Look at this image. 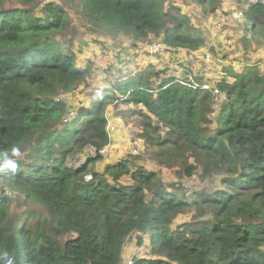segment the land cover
Listing matches in <instances>:
<instances>
[{
	"label": "trees",
	"instance_id": "16d2710c",
	"mask_svg": "<svg viewBox=\"0 0 264 264\" xmlns=\"http://www.w3.org/2000/svg\"><path fill=\"white\" fill-rule=\"evenodd\" d=\"M11 1L17 5L7 7ZM34 1L0 0V166L15 165L0 171V264H264V65L249 62L257 49L251 41L264 49V5L244 11L255 36L246 39L243 67L221 55L228 65L213 87L202 75L189 79L188 64L183 83L180 74L153 67L140 74L137 57L120 51L113 63L119 77L95 88L67 119L61 95L85 83L91 69L60 38L68 22L63 8L47 2L35 13L27 8ZM167 1L81 0V7L89 21L114 32L130 31L136 40L160 36L162 50L152 53L148 45L151 55L200 49L203 31ZM118 100L129 106L126 120L139 117V136L159 164L196 159L204 171L221 173L222 187L189 198L181 185L142 165L130 170L126 160L94 170L109 142L106 107ZM86 147L94 155L71 163ZM127 175L131 182L122 183ZM7 188L41 209L11 213ZM205 209L208 218L173 222ZM133 232L152 244L147 257L124 262ZM136 242L142 244L140 235Z\"/></svg>",
	"mask_w": 264,
	"mask_h": 264
},
{
	"label": "rangeland",
	"instance_id": "374dc122",
	"mask_svg": "<svg viewBox=\"0 0 264 264\" xmlns=\"http://www.w3.org/2000/svg\"><path fill=\"white\" fill-rule=\"evenodd\" d=\"M246 1L212 0L207 1L205 5H201L196 0H168L166 2L168 9L174 12L176 7H180L181 11L188 15L189 24L203 31L205 43L196 51L185 48H171L164 49L160 55H151L147 52L148 45L152 47L160 42V36L148 35L145 39L136 40L130 31L114 32L110 28L91 22L84 15L81 0H36L27 8H33L35 13H41L42 6L47 2H53L61 6L67 15L68 22L60 38L68 40L67 45L73 46L76 50V59L91 69V75L85 83L71 93L61 95V99L67 104L65 117L68 119L72 115L74 107L81 104L87 105L91 101L95 88L109 87L112 80L119 77L120 74L114 71L113 63L120 59V51L137 57L138 64L135 66V71L140 74H143L149 67H153L155 71H161L162 73L180 74L178 78L183 80L184 76L188 74L185 72L184 66L188 64L192 78L193 74L202 75L204 79H208L205 82L213 87L222 75V67L228 65L227 61L221 60V55H225L228 61L233 60L236 68L243 67L240 62L243 61V58H246L243 55L246 51V39L249 40V38L255 36L246 28L247 24L243 16L241 18H234L233 16L234 12L243 10ZM170 3L172 6L169 5ZM5 5L15 7L17 3L11 1L6 2ZM223 17H227L228 21L218 27L216 23ZM79 44L82 51H78ZM249 48H257L251 55L249 62L264 65V59L262 58L264 49L256 46V40L251 41ZM96 56L101 57L100 65H94L92 62L93 57ZM237 59L239 63L235 61ZM218 96H221V94L218 93ZM127 107L129 106L120 103V100L106 107L107 127L110 132L109 144L101 151L103 158L95 163L94 170L102 173L108 165L126 160L130 170L134 171L136 166L142 165L163 179L165 183L181 185V189L189 198L201 192L211 193L222 187L220 183L221 173L204 171L201 165L197 164L196 159L189 158L183 166L169 167L159 164L153 156L154 154H151L143 139L139 136L142 131L141 127L137 125L139 117L135 116L132 120H126L127 117L124 112L128 109ZM94 153L92 147H86L70 161L77 164L85 160L88 154L93 156ZM186 165L193 168L191 173L184 170ZM105 174L111 176L110 173ZM120 180L122 183L131 182L128 175L122 176ZM7 193L10 195L11 213L20 215L26 210L41 209V204L35 200L28 199L18 192L11 194L10 189ZM199 213L202 214L199 215ZM193 217L208 218L209 211L205 209L180 214L176 216L173 222L176 225L190 221ZM138 235L142 237L141 245L136 242V236ZM69 236H74V234ZM151 239L150 236L148 238L147 234L131 233L125 240L122 250L124 262L133 261L135 257H147L152 244Z\"/></svg>",
	"mask_w": 264,
	"mask_h": 264
},
{
	"label": "built area",
	"instance_id": "2783aa9c",
	"mask_svg": "<svg viewBox=\"0 0 264 264\" xmlns=\"http://www.w3.org/2000/svg\"><path fill=\"white\" fill-rule=\"evenodd\" d=\"M257 3H261V4H263L264 5V0H247L246 1V3L244 4V7H243V9L244 10H246V9H248L250 6H252V5H254V4H257ZM233 16H234V18H241L242 16H243V10L242 11H236V12H234L233 13ZM228 21V18L227 17H223L220 21H218L216 24H217V26H222L224 23H226ZM161 47L158 45V44H155V45H153L151 48H150V52H152V53H154L155 51H157V52H161ZM100 58L99 57H93V59H92V62L95 64V65H97V64H99V62H100ZM125 71V70H124ZM123 73H126V71L125 72H123ZM188 78L189 79H191L192 77L190 76V75H188ZM184 79H185V77H184ZM184 79L183 80H181V82L183 83V81H184ZM178 80H180L179 78H178ZM111 129H112V127H111ZM102 151V150H101ZM102 153V152H101Z\"/></svg>",
	"mask_w": 264,
	"mask_h": 264
},
{
	"label": "clouds",
	"instance_id": "9594fccd",
	"mask_svg": "<svg viewBox=\"0 0 264 264\" xmlns=\"http://www.w3.org/2000/svg\"><path fill=\"white\" fill-rule=\"evenodd\" d=\"M244 7V6H243ZM247 10V9H246ZM244 9H243V16H244ZM227 23V22H226ZM217 25V24H216ZM219 27V26H218ZM94 64V63H93ZM95 65V64H94ZM179 77V76H178ZM185 77V76H184ZM107 132L108 134H110L109 129L107 127ZM109 144V143H108ZM107 144V145H108ZM103 150V149H102ZM14 153H17L16 149H13ZM102 154V153H101ZM15 165L11 160H5L4 164L2 166H0V171H5V170H9V169H14ZM87 178H89V176H87Z\"/></svg>",
	"mask_w": 264,
	"mask_h": 264
}]
</instances>
